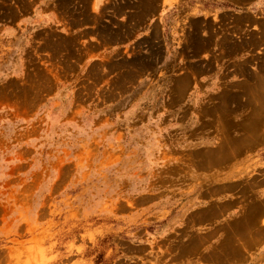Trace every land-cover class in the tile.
Instances as JSON below:
<instances>
[{"label":"rangeland","instance_id":"obj_1","mask_svg":"<svg viewBox=\"0 0 264 264\" xmlns=\"http://www.w3.org/2000/svg\"><path fill=\"white\" fill-rule=\"evenodd\" d=\"M0 0V264H264V0Z\"/></svg>","mask_w":264,"mask_h":264},{"label":"crops","instance_id":"obj_2","mask_svg":"<svg viewBox=\"0 0 264 264\" xmlns=\"http://www.w3.org/2000/svg\"><path fill=\"white\" fill-rule=\"evenodd\" d=\"M51 0H43V6L40 5V8L42 10L43 8V15L40 16V19L43 20L44 23H55L56 25H61V30L66 31V28H64L65 23H70L72 27H78V23L74 20L67 21L68 18H65L64 16L60 15L56 11H51L47 9V6L49 5V2ZM104 0H95L97 4H101Z\"/></svg>","mask_w":264,"mask_h":264}]
</instances>
